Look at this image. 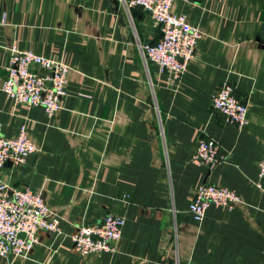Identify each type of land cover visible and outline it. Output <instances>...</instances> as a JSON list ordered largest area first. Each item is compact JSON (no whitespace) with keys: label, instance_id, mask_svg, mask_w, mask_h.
Instances as JSON below:
<instances>
[{"label":"crops","instance_id":"crops-1","mask_svg":"<svg viewBox=\"0 0 264 264\" xmlns=\"http://www.w3.org/2000/svg\"><path fill=\"white\" fill-rule=\"evenodd\" d=\"M202 35L177 90L142 48L162 37L150 14L122 0H0V134L23 127L37 151L8 163L2 179L40 193L62 234L41 232L26 258L0 264H264V0H175ZM70 67L62 109L17 105L2 91L10 47ZM232 84L248 122L227 124L212 94ZM222 158L212 170L191 162L200 140ZM203 183L235 191L232 209L188 213ZM124 218L115 253L81 256L77 225Z\"/></svg>","mask_w":264,"mask_h":264},{"label":"built area","instance_id":"built-area-1","mask_svg":"<svg viewBox=\"0 0 264 264\" xmlns=\"http://www.w3.org/2000/svg\"><path fill=\"white\" fill-rule=\"evenodd\" d=\"M175 0H122L126 9L140 8L152 16L162 34L156 44L142 48L146 59L154 62L160 75H167L169 87L179 88L188 63L195 58L201 31L188 23L184 15L172 14ZM11 56L1 89L15 104L40 107L51 118L62 109L67 95L70 67L32 51L10 47ZM211 104L227 124L238 129L247 122L248 104L236 96L235 87L224 83L212 94ZM37 151L23 127L16 138L0 134V256L28 257L41 244L40 233L62 234L60 220L47 205L40 193L29 186H12L6 183L1 172L8 163L24 165ZM219 146L213 139L200 140L191 162L212 170L220 163ZM260 181L256 187L264 190V159L260 162ZM240 202L235 191L203 183L194 192L188 213L194 221L202 222L209 207L232 209ZM125 220L108 214L98 224L77 225L70 238L74 250L81 256L115 253L122 238Z\"/></svg>","mask_w":264,"mask_h":264}]
</instances>
